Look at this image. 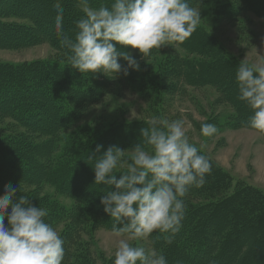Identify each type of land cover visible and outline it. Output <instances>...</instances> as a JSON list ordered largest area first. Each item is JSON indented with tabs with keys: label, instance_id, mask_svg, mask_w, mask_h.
<instances>
[{
	"label": "trees",
	"instance_id": "trees-1",
	"mask_svg": "<svg viewBox=\"0 0 264 264\" xmlns=\"http://www.w3.org/2000/svg\"><path fill=\"white\" fill-rule=\"evenodd\" d=\"M89 2L91 7L98 8L102 4L110 7L113 0ZM54 4L55 0H0L1 49L15 50L47 42L60 58L28 64L0 62V120L10 118L27 131L0 137V196L6 185L19 187L17 197L27 195L31 205L45 208L48 213L45 220L53 228L63 224L60 234L65 241L63 264H95L90 258L89 244L83 243L79 236L88 226L110 231L112 222L103 212L100 199L111 188L94 185L92 164L87 159L93 154L102 155L110 146L125 150L133 147L140 139V129L152 123L122 122L96 134L86 144L70 139L61 161L54 164L48 155L59 140L57 134L104 95L108 80L120 79L143 97L152 88L153 94L163 90L170 96L179 88L211 87L220 101L233 109L228 127L234 130H251L248 121L252 113L237 99L235 72L240 62L205 30L197 28L182 44L175 45L188 56H167L154 78L158 81L152 80L150 89L145 87L144 72L140 70L113 78L100 73L94 77L80 75L70 68L55 34ZM62 6L64 31L74 37L75 21L83 13L77 0H63ZM243 10L264 16V0H230L218 7L216 15L229 21ZM8 18L27 19L28 23L2 21ZM97 145H102L99 153L95 152ZM211 164L212 171L204 186L191 189L187 195L210 201L186 204L182 230L171 244L166 234L150 241L167 257L168 264H264V193L243 181L234 182L223 169ZM45 186H51L76 207L69 211L60 207L42 193ZM7 211L10 212V207ZM157 235L153 233L154 237Z\"/></svg>",
	"mask_w": 264,
	"mask_h": 264
},
{
	"label": "clouds",
	"instance_id": "clouds-1",
	"mask_svg": "<svg viewBox=\"0 0 264 264\" xmlns=\"http://www.w3.org/2000/svg\"><path fill=\"white\" fill-rule=\"evenodd\" d=\"M62 3L54 4L59 46L70 68L92 77L100 73L115 78L139 71L137 54L145 60L153 49L182 44L201 21L200 8L193 7L191 0H113L110 7L98 8L91 7L89 0H77L83 15L75 21L74 37H69ZM259 56V65L239 63L235 83L237 99L252 113L249 128L264 136V55ZM188 127L183 119L166 120L163 125L153 122L140 129L133 147L110 146L102 155L88 157L94 185L111 188L104 191L100 204L112 222L111 235L119 238L112 264H168L154 247L146 250L130 241L151 238L154 242L159 234H166L171 244L183 227L185 198L206 183L212 164L189 142ZM199 132L212 137L218 129L202 123ZM101 148L97 145L95 152ZM117 169L123 171L118 174ZM17 192L19 187L6 185L0 196V264H63L65 241L46 222L47 210L31 205L27 195L17 197Z\"/></svg>",
	"mask_w": 264,
	"mask_h": 264
},
{
	"label": "rangeland",
	"instance_id": "rangeland-1",
	"mask_svg": "<svg viewBox=\"0 0 264 264\" xmlns=\"http://www.w3.org/2000/svg\"><path fill=\"white\" fill-rule=\"evenodd\" d=\"M229 1L201 0L192 5L200 8L201 21L197 28L211 34L221 47L239 62L245 60L249 66L253 63L259 65L261 60L259 55H264V16H256L243 10L239 16L229 21L222 20L216 15L217 9ZM2 21L28 23L27 19L8 18ZM170 55L188 56L175 45L163 46L160 50L153 49L151 55L145 57V60H140L137 54L140 71L144 72L143 83H147L145 87L151 89L152 80L158 81L154 79L156 73L163 60ZM57 59H60L59 54L47 42L15 50L0 48V62L7 64H28ZM152 89L146 97H143L120 79L108 80L104 95L88 105L72 125L57 134L59 140L54 148L52 147L48 160L53 164L61 161L66 142L70 139H79L86 144L96 134L122 122L146 121L163 125L166 120L170 122L183 119L186 124L191 125L187 128L189 142L194 144L201 154L206 155L211 162L223 169L234 182L243 181L264 193V138L253 130L229 128L228 122L234 111L229 104L220 101L219 94L214 89L211 87L179 88L170 96L163 90L160 93L155 91L156 96ZM202 123L214 124L218 129L217 134L212 137H202L199 132ZM10 132L27 134L25 128L20 127L12 119L0 120V137L9 135ZM29 137L31 138L32 135ZM42 193L68 211L76 207L70 199L55 193L51 186H45ZM208 201H210L209 198H185L186 204L193 205ZM54 228L61 234L63 224H58ZM84 230L79 237L83 243L89 244L91 261L95 264H112L119 238L113 237L109 230L103 228L88 226ZM130 243L136 246L142 244L146 250H152L154 247L159 252L150 239L143 242L130 241ZM173 261L178 260L173 258Z\"/></svg>",
	"mask_w": 264,
	"mask_h": 264
}]
</instances>
